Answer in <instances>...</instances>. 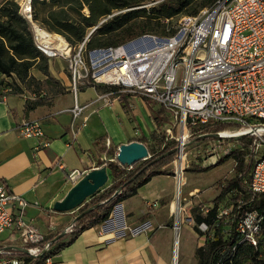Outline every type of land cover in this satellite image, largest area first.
<instances>
[{
  "label": "built area",
  "instance_id": "2783aa9c",
  "mask_svg": "<svg viewBox=\"0 0 264 264\" xmlns=\"http://www.w3.org/2000/svg\"><path fill=\"white\" fill-rule=\"evenodd\" d=\"M30 2L25 0L20 12L30 24L35 46L48 60L67 61L73 96V105L68 110L72 120L81 117L82 125L87 121L82 114L90 103H79L77 99L80 90L87 86L105 87L94 99L101 100L103 105L119 101L121 93L159 103L171 117L165 134L177 142L172 160L177 180L188 166L186 155L195 147L186 148L193 134L191 127L210 121L228 124V128L201 141L202 163L205 166L215 163L238 147L239 137L247 135L253 157L248 187L254 193L264 194V0H214L196 14L179 16L171 34L143 33L115 46L91 49H86V40L97 26H92L85 38L71 46L60 33L33 21ZM43 94L33 93L31 98ZM18 132L36 139L35 152L48 145L38 120H23ZM104 144L110 146L109 138H105ZM80 175L81 172L73 170L68 179L74 182ZM17 199L0 178V235L10 231L12 240L21 241L19 246L33 244L27 250L36 255L44 235L32 222L14 217L9 204ZM17 202L21 206L26 204L21 199ZM231 207L218 208L217 216L227 215ZM261 220L255 210L236 220L234 231L239 241L257 245ZM149 227L143 222L132 228L123 226L119 231L136 235ZM20 263V258L0 256V264ZM45 264H51V257L46 258Z\"/></svg>",
  "mask_w": 264,
  "mask_h": 264
},
{
  "label": "trees",
  "instance_id": "16d2710c",
  "mask_svg": "<svg viewBox=\"0 0 264 264\" xmlns=\"http://www.w3.org/2000/svg\"><path fill=\"white\" fill-rule=\"evenodd\" d=\"M32 0V15L39 18L42 25L49 31L60 33L71 45L80 42L90 27L97 25L86 41V49L95 47L115 46L143 33L168 35L174 30L163 26L173 17L182 13L196 14L201 8L210 6L214 0H201L199 7L188 8L196 0ZM148 2L151 3L146 6ZM35 4L48 6L44 16L40 17ZM86 5L88 12L81 9ZM123 10L98 25L99 19L112 10ZM75 15V16H74ZM159 20L161 22H159ZM36 64L43 78H35L29 74V68ZM15 75L19 83L29 92L44 90L43 96L25 101V109L31 110L39 105L49 104L54 97L63 91L62 84L54 78L48 68V58L35 46L32 32L26 19L18 12V3L6 0L0 4V77ZM2 79H0V86ZM12 85L11 82L6 83ZM33 86V88H32ZM10 87V86H9ZM99 89L105 90L102 86ZM18 86L15 87L17 89ZM14 88H10V91ZM0 89V96H1ZM129 93H121L119 101H126ZM148 107L154 101L143 97ZM150 117L155 125L148 136H139L137 141L147 147L149 157L140 159L128 166L116 159V148L108 147L104 150L106 159L97 162V166L105 164L109 181L90 195L76 210L77 213L70 221L62 236L55 239L60 232L44 236L39 243L40 252L30 255L23 249L33 244L19 246H0L3 257H17L20 264H45L47 257L55 255L61 248L70 244L82 230L106 220L116 204L136 193L137 189L147 183L156 174H172V170L163 167L170 163L176 154L177 142L161 131V126L170 121V113L163 106L150 107ZM228 128L222 122L199 123L191 127L193 134L190 142H200L212 138L210 134ZM103 140V138L101 137ZM251 139L241 136L236 140L238 147L229 154L220 157L215 163L199 169L206 170L215 166L228 157H232L235 165L231 178L220 179L216 182L218 193L211 200L212 205L205 214L194 213L193 229L205 223L213 235L205 239L203 244L196 248L195 256L198 264H211L220 261L222 264H264V194L254 193L248 187L250 171L253 166V157L249 153L248 145ZM199 165V164H198ZM235 190L232 197L231 209L227 215L217 216L218 204L227 193ZM91 209L76 218L86 209ZM255 210L261 216L260 232L257 245L245 244L239 241L234 231V225L245 212ZM228 229L225 235L224 229ZM46 249L41 253L44 246ZM21 248V249H20Z\"/></svg>",
  "mask_w": 264,
  "mask_h": 264
},
{
  "label": "crops",
  "instance_id": "0c3cea01",
  "mask_svg": "<svg viewBox=\"0 0 264 264\" xmlns=\"http://www.w3.org/2000/svg\"><path fill=\"white\" fill-rule=\"evenodd\" d=\"M99 91L97 86H87L79 92L78 100L82 103L94 99ZM23 97L7 89L2 90L0 96V178L10 194L26 202L21 206L18 199L12 200L9 210L14 217L32 222L44 236H48L65 231L77 213L76 209L59 212L52 208L54 201L61 199L74 183L68 179V173L77 170L82 175L98 167L97 162L106 159L104 150L108 147L104 144L105 138H109L111 147H118L139 136H148L155 125L150 117L149 129L133 127L130 134H126L125 126L112 119L115 118L113 112L124 116L130 111L119 110L130 105V97L144 101L133 94L127 95L126 101H114L109 106L100 100L95 101L82 114L87 116L85 125H82L81 117L72 120L70 111L66 110L73 102L67 88L49 104L31 110L25 109ZM106 107L112 110H105ZM23 120H38L48 145L35 152L36 139L23 137L18 132ZM158 177L168 179L176 187L177 194L182 179L177 180L172 174L152 176L135 194L116 204L107 220L82 230L70 244L51 256V264H169L172 237L166 220L171 219L176 205L171 195L172 187L167 191L171 195L168 201L164 189L156 191L151 187ZM137 196L141 199L138 204L131 202ZM157 200L167 203V216L162 225L158 222L152 226ZM143 222L150 227L136 235L127 230H124L125 234L119 231L123 226L132 228ZM164 225H168L170 232L159 236L157 229ZM9 235L10 231L0 235L1 246L21 243Z\"/></svg>",
  "mask_w": 264,
  "mask_h": 264
},
{
  "label": "rangeland",
  "instance_id": "374dc122",
  "mask_svg": "<svg viewBox=\"0 0 264 264\" xmlns=\"http://www.w3.org/2000/svg\"><path fill=\"white\" fill-rule=\"evenodd\" d=\"M5 1L6 0H0V4L5 2ZM12 1L18 3V12L21 15L20 8H21V5L23 4V1L22 0H12ZM157 1H159V0H156L154 2H157ZM154 2H151V3H154ZM200 2H201V0L194 1L193 4H191V6L188 8V10L191 11L192 9L199 7ZM31 3H32V0L30 2V5H31ZM151 3L148 2L146 4V6H149ZM35 6H36V11L39 12L38 13L39 16L40 17L44 16L48 6L45 4H35ZM31 9H32V6H31ZM123 10L125 11V9H123ZM123 10L122 9L121 10H112L111 13H109V14H107V15H105L99 19L98 25L101 22L106 21L107 19L111 18L113 15H115V14H117ZM81 12H83V13L88 12L86 5L83 6V8L81 9ZM183 14H186V13H182L179 16H181ZM178 17H173L171 19V22H169V23H168V21H166L164 19V21L167 24L164 25L163 27L167 28V30H168L169 27L171 26L173 28V30H175L174 28L176 27V20ZM32 19L34 22H37V23L42 25L39 18L35 19L32 15ZM26 21L29 24L27 19H26ZM159 22H161V21L159 20ZM29 26H30V24H29ZM95 26H97V25H95ZM90 28L88 29L87 34L90 31ZM51 32H53V31H51ZM55 33H57V32H55ZM150 34H154V33H150ZM156 35H158V34H156ZM88 37H87V39H88ZM71 46H74V45H71ZM95 48H99V47H95ZM48 68H49L51 75L54 78H56L62 84L63 91L61 93H63L66 90V88L68 90L69 89L70 73H69L68 69L66 68V61L61 60L60 58L49 59L48 60ZM28 72L30 75L34 76L35 78H43L44 77L43 74L38 69L36 64L32 65L29 68ZM0 79H2V84L0 86L1 91L4 89H7L9 91L10 88L12 87V88H14V90H12L10 92L22 94L24 96L23 98L25 101L27 99L33 100V98H31V95L33 93L38 95L39 93L44 92V90H41L40 92H37V91L29 92L28 89L24 88L19 83V81L15 75H12L11 77L2 76V77H0ZM7 82H11L12 85H9L10 87L7 86L6 85ZM16 86H18L17 89H15ZM99 86H101V85H99ZM32 88H33V86H32ZM110 88H113V87H110ZM102 91H104V90L100 89L99 92H102ZM71 94H72V92H71ZM96 97H97V95H96ZM96 97L94 99H96ZM140 97L143 98L142 96H140ZM72 98H73V96H72ZM77 99H78V96H77ZM94 99L87 100V101L82 102V103H90V105L87 107V108H89L95 102ZM96 101H99V100H96ZM128 101H129L130 105L127 108L122 106V108H120L119 110H130V111L126 112V115H124V116L119 115V114L116 115L113 112V117H115V118H112V119L115 120V122L117 121L118 124H123L125 126L126 134H130V131H131L130 129H132L133 127L139 126L140 128L149 129L150 128V116L148 115L149 114L148 110L150 109V107L156 108V107L160 106V104L154 101L153 103H151V106L148 107V105H146L144 103V101H142L140 98H137V97H130L128 99ZM78 102H79V100H78ZM79 103H81V102H79ZM72 105H73V102H72ZM69 108H67L66 110H68ZM105 110H112V109L110 107H106ZM169 123H170V121H169ZM168 124L167 123L163 124L161 126V131L165 132V128L168 126ZM189 141H191V140H189ZM193 145L195 147H193L191 149V153L189 152L186 155V161H187L188 166L184 167V170L182 171L184 179H183V181L180 179L182 181V184L179 185L177 194H175L176 187L174 185L172 186L169 183V180L164 178V177H158L156 179V181H154L155 185H153V183H151V187H153L156 191H160V189L162 188V189H164V191L169 192L171 187L173 188L172 189L173 193L171 195H173V197H174L176 209H175V212H173V216L171 217V219L166 220V222L167 221L169 222L168 225L171 228V237H172V250H170V254H169L170 255L169 256V264H172L173 262H174V264H198L197 263V257L195 256V250L197 247H199L203 244V242L205 241L206 238L211 237L213 235V231L209 230L208 226L205 223L198 224L197 225V231H195L193 229V226L195 224L194 219H193L194 213L199 212L202 215L205 214L206 211L204 209L207 206L212 205L211 200L218 193V189L216 188V182L220 179L231 178L233 176V167L235 165V162H234L232 157H228L225 161H223V162H221L215 166H212L206 170L199 169L200 167L205 166L204 163H202V161H201V159H202L201 156H199V154L202 153L201 141L200 142H196V141L189 142L188 145H186V148L188 147L190 149ZM116 152H117V148H116ZM194 156H197V157H194ZM198 166H200V167H198ZM163 168L168 169V170L171 169L172 175H175L174 174L173 161H171L170 163L165 165ZM194 188H196V189H194ZM190 190H192L191 193H188ZM168 192L166 193V196H165V199H167L166 201H168L169 198L171 197V195H169ZM234 194H235V190H232L231 192L227 193L226 196L218 204V208H220V209L223 208L224 210L225 209L228 210V208L231 206V203L233 202L232 197L234 196ZM149 199H151V198H149ZM140 200H141L140 197L137 196V197H133L131 199V202L135 201V203L138 204V202ZM155 206H156L155 208H157L156 209V216L154 218V221H151V225L156 226L158 224V222L160 223V225H162V223L164 222V220L167 216L166 214H167L168 205L166 202H161L160 200H157V205H155ZM176 215H177V218L175 217ZM175 223H176V226H175ZM168 225H164L163 227H159L157 229V234L159 236H164L165 233L166 234L169 233L170 229H169ZM228 229H229L228 226L224 229L225 235H228ZM6 232L7 231L3 232L1 234V236L5 235ZM263 246H264V242H263L262 247ZM263 251H264V248H263Z\"/></svg>",
  "mask_w": 264,
  "mask_h": 264
},
{
  "label": "water",
  "instance_id": "95a60500",
  "mask_svg": "<svg viewBox=\"0 0 264 264\" xmlns=\"http://www.w3.org/2000/svg\"><path fill=\"white\" fill-rule=\"evenodd\" d=\"M215 135L216 134H210V136ZM149 156L146 145L137 140L121 143L117 147L116 159L121 164L128 166L132 165L137 160L145 159ZM107 181L108 171L105 164L87 170L74 181L73 185L67 190L61 199L54 201L52 206L53 210L64 212L77 209L90 195L94 194L98 189L104 186ZM90 209L91 207L81 212L76 218ZM175 217L177 218V215ZM64 232L65 231H62L56 235L55 239L62 236ZM23 250L26 253L28 252L27 249ZM43 251L44 250H42L41 253ZM172 264H174V262Z\"/></svg>",
  "mask_w": 264,
  "mask_h": 264
},
{
  "label": "bare ground",
  "instance_id": "6f19581e",
  "mask_svg": "<svg viewBox=\"0 0 264 264\" xmlns=\"http://www.w3.org/2000/svg\"><path fill=\"white\" fill-rule=\"evenodd\" d=\"M24 2V0H22ZM22 3V2H21ZM26 4H28V1H26ZM66 61V60H65ZM67 63V61H66ZM179 179H182L183 180V174L181 176H179Z\"/></svg>",
  "mask_w": 264,
  "mask_h": 264
}]
</instances>
